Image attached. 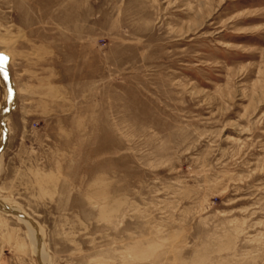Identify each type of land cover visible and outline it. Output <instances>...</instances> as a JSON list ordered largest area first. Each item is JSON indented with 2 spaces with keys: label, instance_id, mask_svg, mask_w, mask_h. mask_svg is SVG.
Returning <instances> with one entry per match:
<instances>
[{
  "label": "rangeland",
  "instance_id": "rangeland-1",
  "mask_svg": "<svg viewBox=\"0 0 264 264\" xmlns=\"http://www.w3.org/2000/svg\"><path fill=\"white\" fill-rule=\"evenodd\" d=\"M1 68L0 264H264V0H0Z\"/></svg>",
  "mask_w": 264,
  "mask_h": 264
},
{
  "label": "bare ground",
  "instance_id": "bare-ground-1",
  "mask_svg": "<svg viewBox=\"0 0 264 264\" xmlns=\"http://www.w3.org/2000/svg\"><path fill=\"white\" fill-rule=\"evenodd\" d=\"M0 71H3L4 72V74L5 75H7V71L5 70V69H3V68H1V70ZM4 76V75H3ZM6 77V76H5ZM7 78H8V80H9V77L7 76ZM8 82V86H9V88L11 87V81L9 80V81H7ZM10 103H13V101L11 100V102ZM11 105V104H10ZM5 115L3 116V121H4V119H5V117L7 116L6 115V112L4 113ZM2 121V122H3ZM4 123H5V121H4ZM6 135L4 134V136H3V139H2V141H1V145H2V143H3V141H5L6 139ZM19 213V212H18ZM22 216V215H21ZM23 219V218H22ZM23 220H25V218L23 219ZM39 237V236H38ZM34 240H36V238H35V236H34ZM38 240V239H37ZM39 243V242H38ZM36 244V243H35ZM40 244V243H39ZM38 244V245H39ZM41 247V246H40ZM40 247H39V249L37 248V250H38V252L40 251V250H42V249H40ZM43 262V264H45V259H44V261H42Z\"/></svg>",
  "mask_w": 264,
  "mask_h": 264
}]
</instances>
